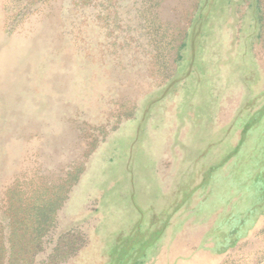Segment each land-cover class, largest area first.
I'll return each instance as SVG.
<instances>
[{
    "label": "rangeland",
    "instance_id": "obj_1",
    "mask_svg": "<svg viewBox=\"0 0 264 264\" xmlns=\"http://www.w3.org/2000/svg\"><path fill=\"white\" fill-rule=\"evenodd\" d=\"M253 109L264 0H0V264L42 208L35 264H264V209L236 234L213 188Z\"/></svg>",
    "mask_w": 264,
    "mask_h": 264
},
{
    "label": "trees",
    "instance_id": "obj_2",
    "mask_svg": "<svg viewBox=\"0 0 264 264\" xmlns=\"http://www.w3.org/2000/svg\"><path fill=\"white\" fill-rule=\"evenodd\" d=\"M263 110H247L249 112L247 115L241 112L236 117L234 123L225 131V135L222 138L223 142H226L225 147L219 152L217 157L215 156L213 162V188L221 191V193H226L225 190H230L229 194L234 191L232 196L240 194V197L244 200H242L243 204L247 208L245 210L246 215L239 214L238 216V220L243 224L236 225L233 230L236 234L248 230L257 214L264 209V163H262L264 159H259L264 156V144H261L262 140L246 143L247 140L254 137L253 132L255 131L256 136L260 139L263 138V129L258 128V124L249 121V117H253ZM261 118L262 120L260 121H263L264 115ZM244 126L246 127L244 128ZM218 143H213L215 148ZM257 157L259 160H255ZM219 196L217 195V199L213 203H217ZM258 204L260 206H257ZM34 214L32 213L31 234L25 235V238L23 237L24 241L21 243L25 255L21 259L22 264L36 263V256L42 249L43 235L48 230L47 225L48 227L51 226L48 221L47 209H38ZM248 223L251 225L247 226ZM62 237L65 239L67 236ZM233 242L228 246L233 245L235 243Z\"/></svg>",
    "mask_w": 264,
    "mask_h": 264
},
{
    "label": "crops",
    "instance_id": "obj_3",
    "mask_svg": "<svg viewBox=\"0 0 264 264\" xmlns=\"http://www.w3.org/2000/svg\"><path fill=\"white\" fill-rule=\"evenodd\" d=\"M256 92V91H255Z\"/></svg>",
    "mask_w": 264,
    "mask_h": 264
}]
</instances>
